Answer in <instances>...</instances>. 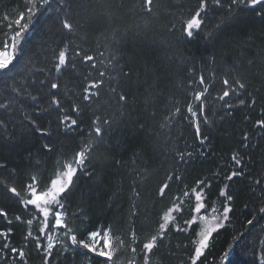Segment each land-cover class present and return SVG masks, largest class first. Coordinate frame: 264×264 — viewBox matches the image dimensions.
<instances>
[{
    "label": "trees",
    "instance_id": "trees-1",
    "mask_svg": "<svg viewBox=\"0 0 264 264\" xmlns=\"http://www.w3.org/2000/svg\"><path fill=\"white\" fill-rule=\"evenodd\" d=\"M199 5L200 0H153L148 12L144 0H36L39 10L21 41L22 53L0 70V211L7 213L0 215V233H8L0 235V264L18 258L25 264L76 262L77 253L57 246L47 255L49 237L36 225L42 212L24 201L31 199L32 176L45 188L89 142L90 159L62 201L77 239L110 226L124 240L113 257L117 264H143V243L179 205L148 260L192 264L197 223L185 221L194 215L192 190L203 188L208 209L228 205L231 211L196 264H264V126L258 123L264 120V4ZM25 7V0H0V45L16 30L14 21ZM198 10L201 27L188 36L186 22ZM64 19L73 31L63 28ZM61 50L67 62L57 70ZM93 83L95 94L86 99ZM205 88L210 94L203 105L210 99L211 106L201 109L195 95ZM224 91L229 96L220 99ZM65 115L77 124L66 127ZM206 117L210 123L203 125ZM182 153L191 158L182 160ZM232 172L238 175L228 179ZM164 184L168 188L160 195ZM80 258L82 264H106L93 253Z\"/></svg>",
    "mask_w": 264,
    "mask_h": 264
},
{
    "label": "snow or ice",
    "instance_id": "snow-or-ice-1",
    "mask_svg": "<svg viewBox=\"0 0 264 264\" xmlns=\"http://www.w3.org/2000/svg\"><path fill=\"white\" fill-rule=\"evenodd\" d=\"M43 4H48L49 0H41ZM219 2V0H217ZM234 3H247L251 6L261 5L264 4V0H233ZM25 10L20 11L18 14V18L15 19L14 25H15V31L11 36H8L4 39L2 45H0V70H8L10 68V65L13 64V62L17 59L18 55L22 53V49L20 47L21 41L23 37L26 35L27 31L30 29L29 21H31L35 15V13L39 10L36 6V0H25ZM30 5V6H29ZM153 0H144V6L146 11L151 12ZM206 7V0H200V9H204ZM201 11H196L195 14L186 22L184 31L188 36H191L193 34L194 29H199L201 27ZM5 20L8 19L7 16L4 17ZM23 22V23H22ZM63 28L67 29L69 32L74 30L73 23L69 22V19H64L62 21ZM7 27L9 29L13 28V22L9 21L7 23ZM58 63L56 64L57 70L61 68V66L65 65L67 62V54L65 51L61 50L58 54ZM86 60H93V57L86 56L84 57ZM201 84L204 82V78H200ZM102 83V82H101ZM224 84L227 86L229 84L228 80H224ZM236 84L240 89L245 88V84L241 83L240 81H236ZM58 85L56 83L51 84L52 89H56ZM97 85L95 83L88 86V88L85 89V92L87 93L86 99L89 98L91 95H94L95 93L90 92V89L96 88ZM205 92H207V89L205 88L204 91L198 92L195 95V99L200 102V107L203 109V97L205 95ZM229 96V91H224L223 95L220 97V99H224L225 97ZM121 101H125L126 97L123 95L120 96ZM255 101H253L254 103ZM52 103L56 104L57 106L60 105V101L56 99L55 97L52 100ZM241 104L244 103L243 100L240 101ZM230 107V106H229ZM187 111L192 113L194 117H196L198 114L196 111H194L193 106L191 104L188 105ZM180 112V109H176V113L178 114ZM64 122H68L65 124L66 127H70L71 125H76L77 121L74 119H71L69 116L65 115L63 117ZM2 123V121H0ZM35 123V121H33ZM259 124L264 126V120L259 121ZM195 128L197 133L199 134L200 126L199 121L197 120L195 124ZM39 130V129H38ZM95 133L99 136L101 134V128L95 127L94 129ZM45 147H48V145H45ZM92 152V143H86L80 151H78L75 156L70 161L63 162V171H58L55 174V178H52L50 180V183L43 188L42 190L38 191L37 186V178L35 176L31 177L32 183L27 185V190L30 192L31 199H27L24 201L25 205H33L37 209H39L43 213V224L46 227L49 223L48 217L52 215V219L54 223L52 224V227L56 228H67V225L64 220L65 213L63 212V209L65 207L64 203L62 202L64 199V196L66 193L71 189V187L74 184V177L77 175V172L84 169L86 160L90 159ZM181 159L191 158L190 153H182L180 154ZM232 159L235 161L236 164H240L241 161L236 158L235 155H233ZM75 165V166H74ZM237 172H232L231 175L228 177V179H232L233 177L237 176ZM204 181H199L198 185H203ZM210 187V184L208 185ZM168 188L167 184H164L160 188V195H163L165 192V189ZM10 192L15 194L16 196H19L20 193L17 191L15 187H12L9 189ZM193 195L195 197V206L192 209V211L199 215L200 213L207 212L209 209L206 207L205 203L201 202L202 192L203 188H201L200 191H196L194 188L192 190ZM138 195V194H137ZM188 193H185V196H187ZM221 195L224 196L225 192L221 191ZM226 199L228 201L232 200L231 196H227ZM56 209L55 211H52V209ZM180 211V206L176 205L174 208L169 209L168 212L164 214V223L159 226V231L156 235H152L148 242L143 243L141 251L144 253V260L143 264H149L148 260V253H151L155 247L158 246V240H162V238L165 235V229L167 228L169 222L173 219L171 213L172 212H178ZM231 211V207L226 205L223 207L222 212L217 215V208L215 206H212L210 209L211 214V221H208L206 216L200 215L199 220L204 223V227L201 231H199V240L194 241V255L192 257V264H196V261L203 255L204 250L209 246V240L212 237L213 232L218 231L220 228H222L223 222L228 220V213ZM261 211H264V209H261ZM0 215H3L4 217L7 216V213L0 211ZM17 220L20 219L19 216L16 217ZM32 220H28L27 223L29 225L32 224ZM197 223L196 215L193 216V218L189 221H185V224L190 226L192 224ZM251 223V221H249ZM44 229L41 228V231ZM182 230V229H178ZM10 231V230H9ZM72 232V229H67L65 232V235H68ZM31 234V233H29ZM0 235H3L7 237L8 233H0ZM132 238L136 239V233L132 232ZM52 237H49V240H51ZM70 240L73 245H76L78 247H82L84 249L89 250L91 253H95L99 257L106 258V264H117V261L113 259L117 255L118 252L124 249V240L121 239L119 235H113V230L109 226L108 228L104 229H97L95 231H91L87 233V241L84 239H77V236L75 234L70 235ZM37 247H40L39 244H37ZM53 248L52 243H48L45 252L48 256H50L51 249ZM12 251H17L16 249H12ZM132 253H136V249H131ZM19 255L23 257L25 253L21 250L19 252ZM227 255V254H226ZM45 264H47V259L45 260ZM129 264H135L134 259L129 260Z\"/></svg>",
    "mask_w": 264,
    "mask_h": 264
},
{
    "label": "rangeland",
    "instance_id": "rangeland-1",
    "mask_svg": "<svg viewBox=\"0 0 264 264\" xmlns=\"http://www.w3.org/2000/svg\"><path fill=\"white\" fill-rule=\"evenodd\" d=\"M55 1H57V0H54V3H55ZM195 30V29H194ZM194 30H193V34H194ZM198 92H202V91H200V90H198L197 91V93ZM209 94L210 93H208L207 92V94L204 96V97H206V96H209ZM22 95V94H21ZM216 97V96H215ZM233 100L232 101H236V103H238V105H240V101L236 98V97H234V98H232ZM208 100V101H207ZM206 101H205V104L204 105H206V108L208 107V104H209V106H211V103H210V99H207ZM234 101V102H235ZM213 109H214V106L212 107ZM214 110H216V109H214ZM217 113V111H215V114ZM206 121L205 122H203V125L206 123L207 124V122L208 123H210L208 120H209V117H206ZM30 184V183H29ZM39 190H42V188L41 187H39L38 186V191ZM198 191V190H197ZM202 202V201H201ZM37 210H39V209H37ZM52 211H55V209L53 208L52 209ZM220 212H222V211H218L217 212V215H219V213ZM37 212L36 211H33V213L31 214L32 216H33V214H36ZM171 215H172V217H173V212L171 213ZM194 215H196V218H197V233H196V238H195V241H198L199 240V235H198V233H199V231H201L202 229H203V227H204V223L203 222H201L200 220H199V216L200 215H203V216H206L207 217V219H208V221H211V214H210V209H209V211H207V212H203L202 211V213H200L199 215H197V214H195L194 213ZM193 215V216H194ZM37 217H38V223H36V225L38 226V228L39 227H41V228H43L44 230H45V232L47 233V235H48V237H52V239L50 240V243H52L53 244V248H54V246H57L58 247V250L59 251H61V252H65V253H67V252H71L72 254H76L77 253V256H78V259H76V262L74 263V264H82V261L84 262V260L85 259H81L80 257H82L83 255L84 256H86V254H88V253H91L89 250H87V249H84V248H82V247H78V246H76V245H73L72 243H71V240H70V235H73V233L71 232V233H69L68 235H65V232L67 231V229H69L68 228V222H67V215H66V213H65V216H64V220H65V223H66V225H67V228H63V227H61V228H56V227H52V224L54 223V221H53V219H52V215H51V212H50V215H49V217H48V221H49V223H48V225L45 227L44 226V224H43V213L42 214H38L37 215ZM29 220H32L31 218L29 219ZM33 221V220H32ZM34 222V221H33ZM226 221H224L223 222V225H224V223H225ZM100 229H104V228H100ZM43 230V231H44ZM42 231V232H43ZM215 232H213V234H214ZM213 234H212V236H213ZM85 241H87V235L83 238ZM211 239H212V237L210 238V240H209V244H210V242H211ZM78 240H80V238H78ZM41 245H42V243H41ZM68 245H70V246H68ZM47 246V245H46ZM206 250V249H205ZM204 250V251H205ZM79 252V253H78ZM204 253V252H203ZM92 254V253H91ZM93 254H95V253H93ZM21 259H19L18 258V260L17 261H15V262H11V264H25L23 261H20ZM87 264V263H86Z\"/></svg>",
    "mask_w": 264,
    "mask_h": 264
}]
</instances>
